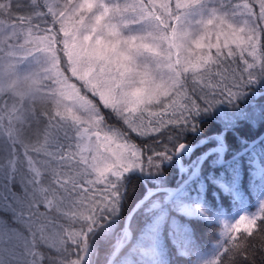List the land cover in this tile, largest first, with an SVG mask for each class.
I'll use <instances>...</instances> for the list:
<instances>
[{
  "label": "snow or ice",
  "instance_id": "6c2138e0",
  "mask_svg": "<svg viewBox=\"0 0 264 264\" xmlns=\"http://www.w3.org/2000/svg\"><path fill=\"white\" fill-rule=\"evenodd\" d=\"M258 89L264 0H0V264H264Z\"/></svg>",
  "mask_w": 264,
  "mask_h": 264
},
{
  "label": "trees",
  "instance_id": "16d2710c",
  "mask_svg": "<svg viewBox=\"0 0 264 264\" xmlns=\"http://www.w3.org/2000/svg\"><path fill=\"white\" fill-rule=\"evenodd\" d=\"M22 2L27 3V0H22ZM258 91L260 92H264V89H258ZM258 103H264V99H258L257 101ZM264 128V123L259 124L256 128L252 129L249 128L246 130L247 135H249L250 137H254L259 131H261ZM205 131L206 133H210L213 131H216V127L215 126H208L205 125ZM133 136H135V134H132ZM163 137L161 138V140L163 141ZM122 140V139H121ZM189 141H193L194 142V138L192 136L188 137ZM147 147L149 149H152L154 147H156V145L149 143V145H147ZM185 162H187V157L184 158ZM165 172L168 175V179L169 181H172L173 175L175 173V169H168L167 167H165ZM143 194V189L141 188L139 192H137V197L141 196ZM196 230H197V236L198 239L201 242H210L212 241V233L215 231V229L210 228V227H206L205 225L201 224V225H196ZM103 259V254H101V260ZM174 259V258H173ZM257 261L259 260V256L256 257Z\"/></svg>",
  "mask_w": 264,
  "mask_h": 264
},
{
  "label": "rangeland",
  "instance_id": "374dc122",
  "mask_svg": "<svg viewBox=\"0 0 264 264\" xmlns=\"http://www.w3.org/2000/svg\"><path fill=\"white\" fill-rule=\"evenodd\" d=\"M121 142H123V140H121ZM185 158V157H184ZM259 190L257 189V192H258ZM255 195H256V193H253V196H251V197H249V199L246 197V199H245V207H246V209L248 210V211H252V210H254V208H253V204H254V199H255ZM230 214V213H229Z\"/></svg>",
  "mask_w": 264,
  "mask_h": 264
},
{
  "label": "water",
  "instance_id": "95a60500",
  "mask_svg": "<svg viewBox=\"0 0 264 264\" xmlns=\"http://www.w3.org/2000/svg\"><path fill=\"white\" fill-rule=\"evenodd\" d=\"M263 134H264V129L257 136L263 135Z\"/></svg>",
  "mask_w": 264,
  "mask_h": 264
}]
</instances>
